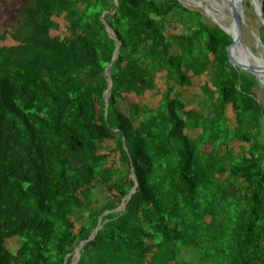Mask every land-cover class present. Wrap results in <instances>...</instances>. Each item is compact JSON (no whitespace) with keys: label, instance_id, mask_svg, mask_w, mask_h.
<instances>
[{"label":"trees","instance_id":"obj_1","mask_svg":"<svg viewBox=\"0 0 264 264\" xmlns=\"http://www.w3.org/2000/svg\"><path fill=\"white\" fill-rule=\"evenodd\" d=\"M57 18L69 35H52ZM104 22L120 42L107 114L116 41ZM231 42L178 0H29L17 29L0 30V264H70L105 212L78 264H264V107ZM157 75L158 106L122 112ZM203 75L189 108L182 90ZM107 140L117 168L99 153ZM131 168L136 191L112 212Z\"/></svg>","mask_w":264,"mask_h":264},{"label":"rangeland","instance_id":"obj_2","mask_svg":"<svg viewBox=\"0 0 264 264\" xmlns=\"http://www.w3.org/2000/svg\"><path fill=\"white\" fill-rule=\"evenodd\" d=\"M28 1L29 0L0 1V30L15 31L17 29V27L21 23V13L23 9L27 6ZM178 1L181 2L185 7L200 12L203 15V17L206 19V22L211 25H216L218 23L216 18H219L220 20H223L225 26L227 27L229 26L230 20L228 17V12H226V10L222 7L221 0H178ZM198 1L199 3H204L205 6L210 7L211 9L214 8L216 10L215 16L209 15L210 13L204 9V5L199 6ZM250 1L255 3L252 0H244L243 2L246 24L242 28V35H241L242 42H243V45L247 49H249V51L255 57H258L260 54L264 56V48L262 44L258 41L259 29L262 25L255 15L254 9L250 5ZM206 13H209V14L207 15ZM57 21L59 22L60 27L58 30L52 31V35L53 36L58 35L61 37L69 35L68 32L64 29V22L62 18H57ZM172 34H178V29L173 30ZM4 44L16 45V42L7 38ZM207 79L208 77L206 75H203L200 78H193L192 85L182 90V95L184 99L187 102L191 103L189 108L193 107V108L198 109V104L197 102H194V98L200 95V87L205 83ZM156 82H157V88L154 91L148 92L141 97H137L134 94H130L129 96H127V100L124 103L123 102L120 103L121 111L127 114V107H128V104L130 103L146 104L152 108L157 107L159 104L160 97H161V92L165 90L164 77L161 75H157ZM253 91L255 92L258 101L264 107V91L259 88L258 84L257 86L253 88ZM227 118L229 119L230 127H233L234 126V114L230 106H228V109H227ZM188 134L190 137L196 136L195 131L188 132ZM234 145H235V152H238V143H234ZM98 147H99V153L108 154L109 163H113L114 167L117 168L118 167V155L112 152L116 148L115 140H107L104 143L99 144ZM96 192L100 198L99 201L101 200L103 202L105 199V196L103 194H107L108 192L107 188L103 187V189L101 190L98 189ZM78 228L79 226L76 225V230ZM17 241H18L17 239H8L6 241V246L9 249L17 248L18 247Z\"/></svg>","mask_w":264,"mask_h":264},{"label":"water","instance_id":"obj_3","mask_svg":"<svg viewBox=\"0 0 264 264\" xmlns=\"http://www.w3.org/2000/svg\"><path fill=\"white\" fill-rule=\"evenodd\" d=\"M116 6V9L118 7V0H113ZM223 4V8L228 12L229 17V26H225L223 20L222 24L217 23L216 25L224 31L227 35H229L232 39L231 44L227 47L226 52L228 56L229 63L246 73H249L255 77V80L259 86L260 89L264 91V83L262 80H264V56L261 54L258 57H255L249 49H247L242 42V28L246 24L245 23V16H244V8H243V2L244 0H221ZM250 5L253 7L254 12L258 20L261 22V25L264 27V17L262 14V1L257 0V4L250 1ZM207 15L209 13H206ZM210 15V14H209ZM106 27V32L108 36L116 41V48L115 52L113 54V59L111 63L105 68V76L107 78L108 87L105 90L103 94L104 102H105V114H107L108 109V99L112 90L113 81L109 74V69L111 64L116 60L119 48H120V42L117 40L114 32L112 29L104 22ZM260 42V39H258ZM261 43V42H260ZM131 179L134 183L132 189L130 190L129 194L125 197L123 202L121 203L120 207L112 212H120L121 210H125L127 202L131 199L132 195L135 193L136 188L138 186L137 178L134 172V169L131 168ZM110 212H105L98 221V224L96 228L91 233L89 239L87 241L81 242L79 246L75 249L74 255L72 258V261L70 264H78V261L80 259V251L87 243L88 241H91L95 238L98 231L102 228L101 221L103 217Z\"/></svg>","mask_w":264,"mask_h":264},{"label":"bare ground","instance_id":"obj_4","mask_svg":"<svg viewBox=\"0 0 264 264\" xmlns=\"http://www.w3.org/2000/svg\"><path fill=\"white\" fill-rule=\"evenodd\" d=\"M205 2V1H204ZM254 2L257 4V0H254ZM198 3H199V1H198ZM208 3V2H207ZM209 4V3H208ZM201 5H204V9L207 11V12H209L210 13V15L211 16H215V9L214 8H210V7H207V6H205V4L204 3H199V6H201ZM222 6H223V4H222ZM216 18V17H215ZM217 19V22L219 23V24H222V22H221V20L219 19V18H216ZM262 82L264 83V80H262ZM120 207V206H119ZM118 207V208H119Z\"/></svg>","mask_w":264,"mask_h":264},{"label":"flooded vegetation","instance_id":"obj_5","mask_svg":"<svg viewBox=\"0 0 264 264\" xmlns=\"http://www.w3.org/2000/svg\"><path fill=\"white\" fill-rule=\"evenodd\" d=\"M252 1H254V0H252Z\"/></svg>","mask_w":264,"mask_h":264}]
</instances>
